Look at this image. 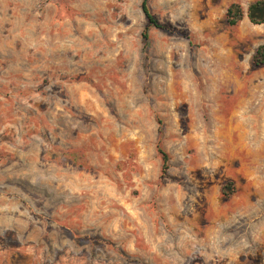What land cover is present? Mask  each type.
Returning a JSON list of instances; mask_svg holds the SVG:
<instances>
[{
    "label": "rangeland",
    "instance_id": "obj_1",
    "mask_svg": "<svg viewBox=\"0 0 264 264\" xmlns=\"http://www.w3.org/2000/svg\"><path fill=\"white\" fill-rule=\"evenodd\" d=\"M254 1L0 0V264H264Z\"/></svg>",
    "mask_w": 264,
    "mask_h": 264
},
{
    "label": "trees",
    "instance_id": "obj_2",
    "mask_svg": "<svg viewBox=\"0 0 264 264\" xmlns=\"http://www.w3.org/2000/svg\"><path fill=\"white\" fill-rule=\"evenodd\" d=\"M149 0H142V10L147 18L148 26H155L163 28L164 25L159 21V19L150 11L148 6ZM227 21L231 25L237 24L242 20L244 16V11L238 3H232L226 12ZM247 16L250 21L254 24L264 23V0H256L249 4L247 8ZM145 38H148L147 29L143 32ZM253 62L256 65H264V44H261L255 51ZM159 151L163 158V171L168 168L169 156L166 150L162 147L159 141Z\"/></svg>",
    "mask_w": 264,
    "mask_h": 264
}]
</instances>
